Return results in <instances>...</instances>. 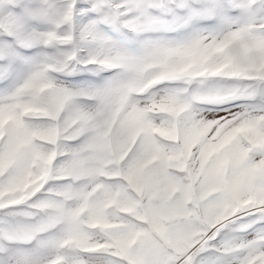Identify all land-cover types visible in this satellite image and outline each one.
<instances>
[{
	"label": "snow or ice",
	"instance_id": "obj_1",
	"mask_svg": "<svg viewBox=\"0 0 264 264\" xmlns=\"http://www.w3.org/2000/svg\"><path fill=\"white\" fill-rule=\"evenodd\" d=\"M0 264H264V0H0Z\"/></svg>",
	"mask_w": 264,
	"mask_h": 264
}]
</instances>
